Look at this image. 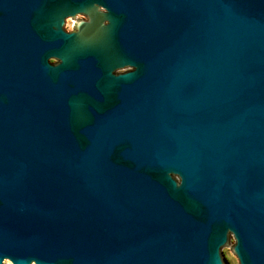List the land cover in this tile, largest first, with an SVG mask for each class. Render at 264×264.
<instances>
[{
  "label": "water",
  "instance_id": "obj_1",
  "mask_svg": "<svg viewBox=\"0 0 264 264\" xmlns=\"http://www.w3.org/2000/svg\"><path fill=\"white\" fill-rule=\"evenodd\" d=\"M230 237L264 264V0H0V264Z\"/></svg>",
  "mask_w": 264,
  "mask_h": 264
},
{
  "label": "rangeland",
  "instance_id": "obj_2",
  "mask_svg": "<svg viewBox=\"0 0 264 264\" xmlns=\"http://www.w3.org/2000/svg\"><path fill=\"white\" fill-rule=\"evenodd\" d=\"M233 245H234V240L232 237H230L228 245H226L221 249V258L223 264H238V261L232 252Z\"/></svg>",
  "mask_w": 264,
  "mask_h": 264
},
{
  "label": "flooded vegetation",
  "instance_id": "obj_3",
  "mask_svg": "<svg viewBox=\"0 0 264 264\" xmlns=\"http://www.w3.org/2000/svg\"><path fill=\"white\" fill-rule=\"evenodd\" d=\"M83 19H84V20H86V18H85V17H84ZM50 61H51V60H50ZM52 61H54V60H52ZM50 63H52V62H50Z\"/></svg>",
  "mask_w": 264,
  "mask_h": 264
}]
</instances>
